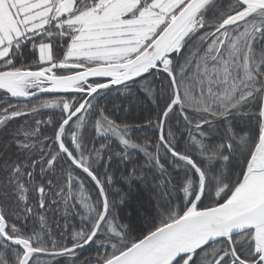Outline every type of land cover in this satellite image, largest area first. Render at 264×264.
Masks as SVG:
<instances>
[{
    "label": "snow or ice",
    "instance_id": "obj_1",
    "mask_svg": "<svg viewBox=\"0 0 264 264\" xmlns=\"http://www.w3.org/2000/svg\"><path fill=\"white\" fill-rule=\"evenodd\" d=\"M0 264H264V0H0Z\"/></svg>",
    "mask_w": 264,
    "mask_h": 264
},
{
    "label": "trees",
    "instance_id": "obj_2",
    "mask_svg": "<svg viewBox=\"0 0 264 264\" xmlns=\"http://www.w3.org/2000/svg\"><path fill=\"white\" fill-rule=\"evenodd\" d=\"M146 107H147V106H144V108H146ZM145 114H147V113L145 112ZM142 195L146 197L148 194H147V193H143ZM87 254H88V253H85V255H87Z\"/></svg>",
    "mask_w": 264,
    "mask_h": 264
}]
</instances>
